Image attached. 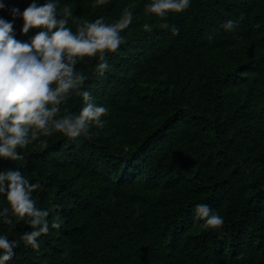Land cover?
Returning <instances> with one entry per match:
<instances>
[{"label":"trees","instance_id":"16d2710c","mask_svg":"<svg viewBox=\"0 0 264 264\" xmlns=\"http://www.w3.org/2000/svg\"><path fill=\"white\" fill-rule=\"evenodd\" d=\"M32 2L0 0L22 42L40 29L22 34L10 10ZM150 2L57 0L58 13L69 7L89 22L114 23L134 5L133 21L103 76L93 72L98 56L76 65L92 102L108 109L104 127L41 136L18 150L22 160L0 157V171L41 185L32 196L49 212L38 249L20 239L27 223L0 217V235L18 243L7 264H264V0H190L164 18L145 14ZM228 20L235 30L222 27ZM83 106L73 94L60 115ZM199 204L223 226L195 219ZM7 206L0 194V211Z\"/></svg>","mask_w":264,"mask_h":264},{"label":"clouds","instance_id":"9594fccd","mask_svg":"<svg viewBox=\"0 0 264 264\" xmlns=\"http://www.w3.org/2000/svg\"><path fill=\"white\" fill-rule=\"evenodd\" d=\"M108 0H95V6ZM190 6V0H151L145 4V14L164 18L168 13H180ZM123 9L114 23H106L104 18L94 22L80 20L73 16L69 7L58 13L57 0H47L38 6L36 0L21 13L18 8L10 10L13 18L23 19L22 34L30 29H40L28 41L15 38L13 22L0 18V157L13 161L24 156L18 151L37 141L41 136L62 133L68 138L88 136L93 125L102 129V117L108 109L92 102L91 93L84 90L88 77L77 70L76 65L85 57H97L99 62L93 72L103 76L109 68L106 54L115 53L125 42L121 32L133 21L131 8ZM5 5L0 3V9ZM243 20V16L240 17ZM76 26L70 28L69 21ZM145 31H150L148 24ZM163 28L169 25L164 23ZM226 31H233L237 21L228 20L222 25ZM173 34L178 29L172 27ZM75 94L81 97L84 106L78 114L60 115V105ZM46 148V141H40ZM39 183H30L20 170L0 171V194L6 196L8 206L0 211L4 223L13 224L10 217L24 221L31 227L20 239L26 246L39 248L38 238L49 232L47 217L49 212L36 207L32 194L39 190ZM195 219L202 220L205 228L218 229L223 226V218L205 204L195 209ZM52 229H60L61 223L54 218ZM17 241H10L0 235V264H7L14 256Z\"/></svg>","mask_w":264,"mask_h":264}]
</instances>
